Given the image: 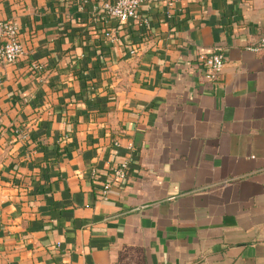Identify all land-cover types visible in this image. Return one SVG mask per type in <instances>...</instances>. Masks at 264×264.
I'll list each match as a JSON object with an SVG mask.
<instances>
[{
	"label": "crops",
	"instance_id": "1",
	"mask_svg": "<svg viewBox=\"0 0 264 264\" xmlns=\"http://www.w3.org/2000/svg\"><path fill=\"white\" fill-rule=\"evenodd\" d=\"M97 1L0 0V264H264V0Z\"/></svg>",
	"mask_w": 264,
	"mask_h": 264
},
{
	"label": "built area",
	"instance_id": "2",
	"mask_svg": "<svg viewBox=\"0 0 264 264\" xmlns=\"http://www.w3.org/2000/svg\"><path fill=\"white\" fill-rule=\"evenodd\" d=\"M158 0H99L95 7L99 6L104 12L107 20L116 19L120 23L134 21L138 27H148L151 23L146 15L140 13V7L144 2H155ZM20 27L14 19H0V60L4 62H15L24 52L25 47L19 37ZM108 40L115 41L117 34L113 27L105 30ZM254 50L264 48V34L259 38L257 43L250 46ZM135 48L131 51L135 52ZM204 77L209 80H218L223 75L225 66V52L217 47L203 56ZM34 66H38L35 62ZM129 167L128 160L111 167V173L114 176L125 177ZM111 187V181L104 184L103 195L107 196Z\"/></svg>",
	"mask_w": 264,
	"mask_h": 264
},
{
	"label": "trees",
	"instance_id": "3",
	"mask_svg": "<svg viewBox=\"0 0 264 264\" xmlns=\"http://www.w3.org/2000/svg\"><path fill=\"white\" fill-rule=\"evenodd\" d=\"M134 253L136 254L135 256L139 259V261L142 262V264H148L146 261L145 254L142 251L137 250L136 252L131 251V250H123L121 251L119 260L125 258L126 256H131L134 257Z\"/></svg>",
	"mask_w": 264,
	"mask_h": 264
},
{
	"label": "rangeland",
	"instance_id": "4",
	"mask_svg": "<svg viewBox=\"0 0 264 264\" xmlns=\"http://www.w3.org/2000/svg\"><path fill=\"white\" fill-rule=\"evenodd\" d=\"M135 255L136 254L134 253V257L126 256L125 258L119 260L118 264H142V262L139 261Z\"/></svg>",
	"mask_w": 264,
	"mask_h": 264
}]
</instances>
